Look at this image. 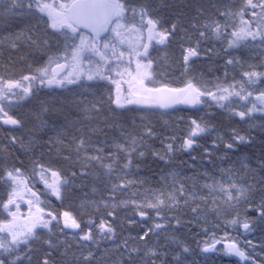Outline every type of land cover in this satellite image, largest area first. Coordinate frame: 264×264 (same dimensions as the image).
<instances>
[{"label":"snow or ice","instance_id":"1","mask_svg":"<svg viewBox=\"0 0 264 264\" xmlns=\"http://www.w3.org/2000/svg\"><path fill=\"white\" fill-rule=\"evenodd\" d=\"M0 264H264V0H0Z\"/></svg>","mask_w":264,"mask_h":264}]
</instances>
